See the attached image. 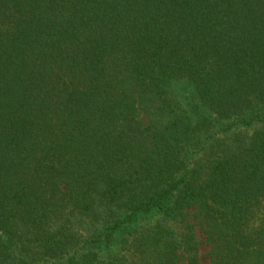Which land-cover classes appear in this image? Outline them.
<instances>
[{"label": "trees", "instance_id": "trees-1", "mask_svg": "<svg viewBox=\"0 0 264 264\" xmlns=\"http://www.w3.org/2000/svg\"><path fill=\"white\" fill-rule=\"evenodd\" d=\"M147 212L83 264H195L198 235L264 264V0H0V264H79Z\"/></svg>", "mask_w": 264, "mask_h": 264}, {"label": "rangeland", "instance_id": "rangeland-1", "mask_svg": "<svg viewBox=\"0 0 264 264\" xmlns=\"http://www.w3.org/2000/svg\"><path fill=\"white\" fill-rule=\"evenodd\" d=\"M170 90L173 92L174 97L177 99H185L186 96H191L192 90L190 87L183 81H174L170 84ZM213 115V114H212ZM215 115V114H214ZM215 117V116H214ZM233 119L229 120L227 123H230ZM226 123V124H227ZM233 123L232 127L228 130H223L222 125L219 124L212 125L211 129L207 132L204 131L203 128H200L195 133V140L189 142L185 146V149H180V152H183L182 155L189 157L191 164H193L197 159H199L200 155H203L207 152L208 158L210 156H214L216 154H221L224 152L225 147L227 146L226 143L232 141L233 134L239 128L237 125ZM203 140V141H202ZM182 150V151H181ZM189 164V165H191ZM147 185H143L141 188H147ZM154 216V213L147 212L143 216L139 218L137 222L131 224L128 229L124 231H115L110 232L111 236L109 237V243L102 244H94L87 249H82L78 252L79 255V264H83L89 257V252H93L100 261H109L113 257L121 254L119 239L121 237V233H132L127 237L132 238L136 234L137 226L145 225L151 217ZM154 218V217H153ZM139 223V224H138ZM95 229H91L90 235H96L94 233ZM109 233V232H108ZM75 236L76 233L71 234ZM78 237V236H77ZM198 239L201 241L198 251H197V258L195 264H210V258L208 257L209 246L203 243L202 235H198ZM101 248V249H100ZM30 256L33 257L32 252H30ZM37 262L35 264H50V261L45 258V256H38Z\"/></svg>", "mask_w": 264, "mask_h": 264}]
</instances>
